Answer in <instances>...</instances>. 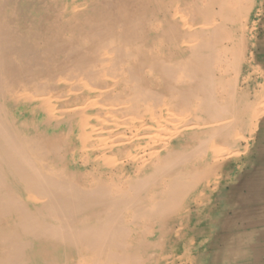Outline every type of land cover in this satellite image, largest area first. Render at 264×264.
Listing matches in <instances>:
<instances>
[{"label": "bare ground", "instance_id": "obj_1", "mask_svg": "<svg viewBox=\"0 0 264 264\" xmlns=\"http://www.w3.org/2000/svg\"><path fill=\"white\" fill-rule=\"evenodd\" d=\"M260 13L0 0V264H264L262 190L216 252L228 187L264 183Z\"/></svg>", "mask_w": 264, "mask_h": 264}, {"label": "rangeland", "instance_id": "obj_2", "mask_svg": "<svg viewBox=\"0 0 264 264\" xmlns=\"http://www.w3.org/2000/svg\"><path fill=\"white\" fill-rule=\"evenodd\" d=\"M258 17L256 18V21L259 22L258 24V29H252L251 30V34L252 36L257 38V42H260L256 47V49H258L257 53H259L258 55L261 58V61L264 65V14L262 15L260 13V15H257ZM261 39V40H260ZM256 44H254L255 46ZM263 45V46H262ZM253 46V45H251ZM254 78H260V75L263 76L264 75V67L257 70L256 73L253 72ZM256 75V76H255ZM244 160L245 159V155L242 156ZM233 164V163H232ZM238 176V173L236 174ZM240 178V177H239ZM239 180V179H238ZM239 181H237L238 183ZM236 183V184H237ZM228 196L226 198V205L227 207L225 208V216H226V222H228L229 224H233L235 226V230L232 233H229V235L227 237H222L217 245V249L216 252H220V251H226V244H227V238L232 239L233 241L237 240L236 237H239V235L241 234V222H242V216L245 215L246 218V214H244V212L242 211V203L244 202V199H246V195L243 191H233L231 190V186L228 187ZM234 194V195H233ZM236 202V203H234ZM241 206V207H240ZM229 208V209H228ZM221 232V231H220ZM222 234V232L220 233V235ZM209 259L208 253H205L202 257L199 258L198 260V264H208L207 261ZM236 258H233V260H235ZM227 257H226V261H227ZM205 263H204V262ZM225 262V260H224ZM224 264V263H223Z\"/></svg>", "mask_w": 264, "mask_h": 264}, {"label": "crops", "instance_id": "obj_3", "mask_svg": "<svg viewBox=\"0 0 264 264\" xmlns=\"http://www.w3.org/2000/svg\"><path fill=\"white\" fill-rule=\"evenodd\" d=\"M256 165H257V169H258V174L259 175H263L264 178V161L260 162L257 161L256 158ZM264 192V183H260L258 182V180H254L252 182V189H248L247 191H243L246 195V199H244V202L242 203V208H244V206L246 205L249 208V205H252V209L258 208L257 206V202L255 201V195L257 196V194ZM257 192V193H256ZM243 210V209H242ZM246 214V218L245 215L242 216V224H241V234L240 235H244V234H250L252 233L254 236L260 234V229L257 226H254V220H252L253 215L251 211H247ZM257 221V220H256ZM248 229V230H246Z\"/></svg>", "mask_w": 264, "mask_h": 264}]
</instances>
